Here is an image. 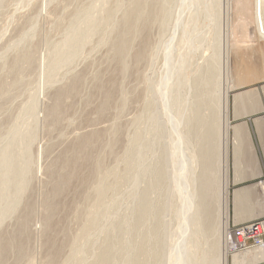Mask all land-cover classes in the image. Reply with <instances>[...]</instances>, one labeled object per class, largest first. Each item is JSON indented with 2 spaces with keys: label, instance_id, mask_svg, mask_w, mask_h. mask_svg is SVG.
I'll list each match as a JSON object with an SVG mask.
<instances>
[{
  "label": "rangeland",
  "instance_id": "374dc122",
  "mask_svg": "<svg viewBox=\"0 0 264 264\" xmlns=\"http://www.w3.org/2000/svg\"><path fill=\"white\" fill-rule=\"evenodd\" d=\"M130 1L131 0H0V154L4 151L9 152L14 165V170L7 173L4 172L3 169L0 170L1 176L6 174L3 178H0V240L13 233L23 216L26 205L30 204L31 206L30 220L27 226L28 233H26V237L29 235L27 239L28 242L26 241L24 246L25 251L27 250L25 255L18 256L15 253L16 250L11 248L13 250L10 249L11 251H9L1 264H45L48 253L50 252L47 247L50 246L49 244L47 245V240L53 241L57 246H63L61 248L62 251H60L61 253H59L60 256L58 255L59 259L57 258L58 264H67L70 262V259L72 262L69 264H98V262H96L98 261L96 255L101 252L100 248L105 249V247L106 250L110 252L109 254L111 258H113L112 261L114 260L112 264H128V254L132 255L131 253H134L136 249L134 243L139 244L137 238H140V236L142 238L143 235L146 234L147 237L145 236L146 238L144 237V239L140 241V245L143 243L142 247L147 246V249L143 247V249H145L144 252L139 251V260L140 258L141 260H145V264H149V262L153 263L151 260L153 259V254L157 251H155V249H157L156 247L158 244L160 254L157 264H164V260L170 251L168 250L169 242L172 240L175 230V216H173L174 199H172L173 197L169 191L171 186L167 172L171 170L172 167L168 166L166 168L165 164V160L167 159L165 157V151L168 145V131H171L170 123L166 118H174V115L162 102V93L165 89L163 90L161 88V92L157 90L156 94L158 96L161 111L163 114H167L166 118L151 104V110L149 111L148 102L152 101L154 97V85L165 77L162 68V66L164 67V60L161 51H159L160 48L158 47L162 45V41L165 39L163 35L165 34L167 37L170 32L171 23L169 20L165 22V31L158 40L156 47L158 50L155 49L156 53L153 54L150 62L140 67V71L137 69V71H139V73H137V71L134 70L135 68L133 67L134 64L132 61L126 59L129 69L127 70L128 72L126 71L125 74L123 73V76L117 71V64L113 58L112 42L114 40L113 37L116 36V32L119 29L117 26L120 24L122 14L128 8L127 6L130 4ZM232 1L220 0L221 16L219 19V27L217 26L218 28L214 21L210 22V19L200 18L198 21L199 25H201L200 23H205V26H203L204 24L202 25L203 28H205H202V33L204 35L207 32V35L205 34L207 39L213 37L216 30L220 34L219 46L221 57L219 70L222 77V90L226 87V74H231V80L243 81V78L240 77L239 74L241 73L243 75L244 73L236 72L239 70L235 69L238 66V62L234 65L231 64L229 70L226 69V57L229 48L228 38L231 34V30L232 33L235 31L238 32L236 36H239L241 33L239 31L242 27L244 30H247L251 28V24L249 23H252L253 27L248 29L250 31L247 30L248 32H246L249 33V39L251 38L254 40V42L252 40V44L256 47L253 46L252 48H254V50L257 49L253 51L252 55L250 54L248 56L249 58L253 56L250 58L251 72L253 74L251 72H246L247 74H252L250 75L252 81L247 83L242 82V85L239 84L237 88L231 90L229 93V112L227 118V122L230 126L228 130L230 141L228 158V170L230 169V173H228L230 180L229 228L232 225L241 223L235 222L233 218V192L243 187L253 186L260 181L263 182V175L261 177L260 174V176L255 178L245 176L241 181L234 183V152L232 150V127L234 125L245 124L244 126L247 127L251 138L250 142L254 147L260 164V173L264 171V155L254 122L255 120L264 121V78L262 77L264 76V36H261L258 32V25L256 23L257 21L259 22L261 17L264 18V11L262 13V10H260L259 7L257 8V4L254 7L252 3H248L247 9L249 11L246 12L245 10L243 14V10L235 9V4L232 3ZM230 2L232 4H229ZM181 3L182 0H173L172 7L175 5L174 10H172L173 20L175 15L179 12ZM230 5H232L231 9L229 8ZM245 22L247 25H242L241 27L240 24H246ZM237 25L239 26L237 27ZM256 35H258V37ZM67 40L70 42L68 46L64 45V42ZM239 43L241 44V42ZM201 48L202 50H200ZM201 48H198L197 51L194 50V52L187 57V59H189V57L190 59L188 60L189 65L185 70L186 78L189 77L191 79V76L194 78L196 75L195 73H197L194 71L204 66V63L211 57L208 59L206 58L213 56V52L217 53L215 43H212V47L211 45L207 47L204 44ZM29 53L32 58V65H27L28 63H25L27 61L25 57H23V55ZM235 65L237 66L235 67ZM15 68H17V70ZM198 73L197 75L199 76L200 73ZM77 74L84 78L80 93L71 100L69 98L64 100L65 103L67 102L66 104L64 103L66 108H68L67 106H69V108L66 109L67 111H64L58 124H51L52 126H49L50 122L47 120L46 113L53 101L52 99L56 89L58 90L64 87L73 76H77ZM235 77H239L240 79H236ZM112 78L116 79L122 88L119 90L120 92H115L114 98L110 102V108L104 113L105 115L103 114L101 117L96 114V107L102 102L103 95L97 90L96 84H98L97 82L107 84ZM179 86L176 88L178 92ZM182 89L184 94H189L190 84L187 86L183 85ZM219 94L222 96L220 92ZM235 94L245 95H243V97L246 100L241 102L244 105L234 103ZM121 99L125 102L123 103V105H125L119 108V101H121ZM176 105L178 106L179 104L176 102ZM235 107H237V115H235L234 112L236 109ZM93 129L99 130L102 133V138L99 141L102 144V148H97L98 151L101 150L102 167L104 166V168H102V170L104 169V175L103 172H101L100 178L104 179L110 186V190L105 194L106 196H104L103 200L105 206L103 211L104 217L102 216V218L101 214L99 215L101 230L100 228H89L88 231L90 230V232H82L84 230L80 227L84 225L87 217L85 215L90 211L92 204L90 205L89 202L87 203V206L90 205V209L87 210L89 207L85 204L86 200L77 195L78 191L69 190L65 196L55 199V201L62 202L64 209L62 207V210L60 209V211L53 216L55 218L52 221L53 225L55 222L58 224L56 231H53V235L50 237L46 234V227L48 228L47 224L49 225V223L44 220L46 214L44 212H46V210L43 203L48 193H50V189L54 186L53 184L57 182V168L60 169V167L63 166L62 162L66 156H71L73 152L71 150H74V143L76 146L78 142L76 140H79V136H83V133H89V131H93ZM136 134L140 135L144 140L145 146L149 147L144 150V145L140 147L142 152H140V154H137V152L134 154V159L137 164L134 162L135 164L133 165L135 166L133 167V165H130V168L125 162V150L126 147L132 144ZM114 141H116V143ZM71 146H73V149ZM110 147L112 150L109 152ZM243 148L244 152L242 151L241 154L245 158L247 156L248 146L243 145ZM174 149L175 147L173 146L172 153L170 154L172 159H174ZM59 157L62 159L60 160ZM243 157L241 160L243 159V163L247 164L245 162L248 160L247 157L245 159ZM64 163L65 162H63V164ZM169 165L171 164L169 163ZM160 168H162L165 174V181L160 185L161 190L159 187L155 186L156 177L154 176L156 170ZM93 186L94 183L91 186L92 189ZM92 189L90 188L91 191ZM90 190H87V192L90 193ZM143 193H146L153 205H157L161 208L159 220L162 225L160 228L159 241L154 244H152V241L146 243V239H148L149 234L151 235V230L156 224V219L152 217L144 225L145 229H148L149 234L144 229V226H142L140 227L142 228L141 231L145 233L140 235L142 233L138 231V229L140 230V228H138L140 226L139 221L136 218H134L135 220L130 218L131 214L132 216L134 215L133 212L136 211L133 210L135 209L134 206H136ZM76 198L77 200H75ZM78 198L80 200H78ZM70 201H73L72 206L74 204H80V206L84 205L83 208L87 207L86 210L88 212H86L85 208H82L85 212L84 214L79 205V207H77L80 210L78 208L75 210L74 206L71 209L73 211H70ZM66 203H68V206ZM65 211L69 214L64 215L66 213ZM74 211H81L83 213H81L82 217H80V212L78 215L80 219L82 218V221L84 219V223L80 219H77L78 217L76 218L75 216L74 218V214L72 215ZM128 218L130 220L126 221ZM79 220L83 225H81ZM129 221L133 223H128ZM136 222L139 223L137 227ZM126 224L127 227H125ZM128 224L136 228L132 229ZM119 225H122L120 227L124 228L119 230ZM117 226L119 229H115ZM129 228L131 231H126ZM132 230L138 232L140 236H137L136 232L134 233ZM108 231H111L110 233L112 235ZM116 231H118V233H115ZM130 232L132 233L130 234ZM108 233L110 235H108ZM207 234H209L206 235L207 238L201 236L199 233H197V236L192 237L191 243L194 248L193 259L190 264H207L206 258L208 249L216 233ZM74 235H77V238ZM73 236L76 238L74 242H77V245L75 242V248L71 247V245H74V242L71 241V244L69 243L70 240L74 239ZM82 236L86 238L84 237L80 240ZM184 236L185 231L182 233L183 239ZM65 237H68V239L71 238L69 239V244L67 243L68 240H64ZM77 239L79 240L77 241ZM61 242H63V244L59 245ZM144 242L147 245H145ZM64 243H67L68 246ZM78 244L81 247V250H77L80 256L77 255L72 257L73 254L76 255V253L73 252H75L76 248L79 246ZM222 248H225V244L224 246L222 245ZM146 251H149L148 254L150 256ZM68 252L69 254L67 257L65 254ZM71 253L72 255H70ZM140 253H143L145 258L140 256ZM146 254L148 258H146ZM232 255L227 254L228 264H232ZM66 258L67 263H64ZM167 264H170V261ZM257 264H264V260Z\"/></svg>",
  "mask_w": 264,
  "mask_h": 264
},
{
  "label": "bare ground",
  "instance_id": "6f19581e",
  "mask_svg": "<svg viewBox=\"0 0 264 264\" xmlns=\"http://www.w3.org/2000/svg\"><path fill=\"white\" fill-rule=\"evenodd\" d=\"M234 1H232V3L235 4V9L243 10L244 11L243 14L245 13V10L246 12L249 11L247 9L248 3H252L254 7L257 4V8L259 7V9L262 10L261 11L262 13L264 11V0H234ZM172 3L173 0H131L130 4H128L127 6L128 8L122 14V17L120 19L121 21L119 20L120 24L117 23L119 24V26H117L119 29L116 32V36L113 37L114 39L113 42L111 41L112 49H113V58L117 64L118 73L122 74L123 76L126 73V71L129 69V65L127 64L128 61H126V59L128 60L130 59V61H132V63L134 64V66L133 65L132 66L135 68L134 69L135 71H137V69H139L140 71V67H142L143 65H147L148 62H150L153 54L156 53L155 49L158 50V48H160L159 51H161L164 60V67L162 66V68H163V75H165V77L160 79V82L158 81L159 83L155 84L156 87L154 85L155 87V88L153 87L154 97L152 101L148 102L149 111L151 110V105H153L155 109L158 110L166 118L167 114L165 113L163 114V112L161 111L158 96L156 94L157 90L161 92L162 91L161 88L163 90L165 89L162 93V102L169 108L170 112H172V114L174 115V118H170V117L166 118L170 123L171 131L170 130L168 131L169 137H168L167 150L165 151L166 154L165 157L167 158L165 160V164H166V168L168 166L172 167L171 170H169L170 168L169 167L168 168L169 171L167 172L170 178V186H171L169 191L171 192V195L173 197L172 199H174L173 216H175L174 218L175 230H174L173 238L169 242L168 250L170 251L168 252L164 260V264L169 263V261L170 264H190L191 260L193 259V248H194L191 241H192V237L197 236V233H199L201 236L206 238H207L206 235H209L207 233H212V234L216 233L213 238L214 240L211 242L210 248L208 249L206 263L228 264L227 254H229V247L226 246L225 239H226V233L229 228L228 222L230 217V212H229L230 180L228 176V173H230L229 171L230 169L228 170L229 145H230L228 130L230 126L227 122L228 112H229V93L231 90L237 88L239 84L242 85L241 84L242 82L247 83L252 81V78H250V75L253 74L251 72L250 58L253 56H250V58L248 56L250 54L252 55L253 51H256L257 49L255 48L256 50H254V48H252L253 46L254 47L256 46L252 44L254 40L251 38H250L251 40L249 39V33L247 32L250 31L248 29H251L253 26L252 23H249L251 24V28H248L247 31L244 30V28L242 27V25H247V23L245 22L246 24H240L242 29L239 31L241 32L239 36H236L238 32L235 31L234 33H232L231 30V34L229 35L228 38V43H229L228 54L226 53L227 54L226 69L229 70L231 64L234 65L238 62L237 63L238 66L235 65V67L237 66L235 69L239 70L236 72L244 73L243 75L241 73L240 74L238 73L240 77L243 78V81L241 80L242 82H240L239 80L237 81H234L233 79L231 80V74H226L225 77L226 87H224L222 90V79H221L222 77L219 70L220 57H221L220 46H219L220 34L216 30L214 36L211 37L210 39L209 38L207 39L206 37L207 32L206 33L204 32L206 35L205 34L203 35L202 33V28L203 26H205V23H203L204 25L202 23H200L201 25L198 24L199 19L203 18L207 20L210 19V22L214 21L216 27L217 26L219 27V19L221 16L220 0H182V3L180 4L179 12L177 13V15H175L174 20L172 18V10H174L175 5L172 7ZM232 3L230 2L229 4ZM231 7L232 5H230L229 8L231 9ZM167 20H169L171 23V24L169 23L171 25L170 32L168 33L167 37L165 34L163 35L165 36V39L163 38L164 40L162 41V45L156 48L158 44V40L162 36V33H164L165 31L164 24ZM256 23L258 25L257 28L258 32L261 34V36L262 35L264 36V18L261 17L259 22L257 21ZM238 26L239 25H237V27ZM154 30H155V34H154ZM256 36L258 37V35ZM210 40L212 41V43L216 44L217 53L213 52V56L207 57L206 59L210 57L211 58L208 59L206 63H204V66H202L203 68L199 67L194 71L197 73L199 72L200 75L198 76L197 73H195L196 75L194 74L195 75L194 78L192 76L191 79L188 77L190 79L189 80L185 76V70L189 65L188 60L190 59V57L189 59H187V57L189 56V54H192L194 50L197 51L198 48L204 46V44L207 47H210V45L212 47V43ZM239 42H241V44ZM69 43H70L69 40H67L64 42V45L68 46ZM200 50H202V48ZM23 57H25V60L27 61L25 63H28L27 65L31 64L32 58L30 56V53L23 55ZM15 69L17 70V68ZM139 71H137V73H139ZM246 72H251L252 74L250 73L247 74ZM78 75L79 74H77V76H73V78L71 77L72 79L65 86L63 85L64 87H61L58 90L56 89V92L54 93L52 99L53 101L48 107L46 113L47 120L48 122H50L49 126L51 124L52 125L56 123L58 124V121L60 117L63 116L62 114H64V111L69 108V106H67L68 108H66L65 104L67 102L65 103L64 100L68 98L71 100L73 99V97H75L80 93V90L82 89L83 86L84 78ZM262 77L264 78V76ZM114 78H112V80H110L109 83H107L106 81L107 84L105 83L102 84L101 82H97L98 84H96L97 90L100 91L103 95L102 102L96 107L97 108L96 114H98L99 116L103 115L110 108V102L111 100H113L114 98L113 96L115 92L116 93L117 91L120 92L119 90H121L122 88L120 87L119 82H117L116 79ZM236 79H240V78L238 77ZM189 84H190V92L189 94L186 95L184 94L182 88L183 85L187 86ZM177 86H179V92L176 90ZM219 92L222 94V96L219 94ZM243 95L244 94H237V95L235 94L234 103L242 104L241 102L246 100L244 99ZM119 102H120L119 108H121L122 106L124 107L125 104L123 105V103L125 102H123L122 99ZM176 102L179 104L178 106L176 105ZM235 108L236 109L234 112L235 115H237L238 113L237 107ZM254 122L256 124L255 126L256 132L264 155V121L261 122V120L260 121L255 120ZM244 125H234L232 127L233 129L232 150L234 152L233 181L234 183H237L242 179H244L245 176L255 178L260 176L261 174V177L263 175L262 180L264 182V171L260 173L261 170L260 164L257 159V155L254 150V147L250 142L251 138L248 129ZM79 137H78L79 140H76L78 141L76 143V146L74 143V147H75L74 150H71L73 151L71 153V156L65 157L63 161L65 162L64 164L62 161H60L62 162L63 166L60 165L61 166V167L59 166L60 169L57 168V173H56L57 179L55 178L57 182L56 184L52 183L54 186L53 187L51 186L52 189H50L51 191L50 193H48L47 197L45 198L46 200L43 203L46 210V212H44L46 213L44 220L45 222L49 223V225L47 224L48 228L46 227V234L50 237L51 235H53L52 232L56 231V227L58 224L54 221L56 224L54 223L53 225L52 221L53 219H55L53 216L57 214L60 211V209L63 207L62 202L55 201V199H59L60 197L65 196L69 190H75V191L77 190L78 191L77 195L79 197L81 196L84 200H86L85 203L86 206L88 205L87 204L88 202L90 205L92 204L91 209L89 207L90 205L87 206L89 208L86 207L87 210L90 209L89 212L84 207L86 212H88L85 215L87 216L85 223L83 222L84 219L82 221L81 220L82 218L81 219L79 218L78 213L80 212L81 214L82 213L81 211L72 212V215L74 214V218L76 216V218L78 217L77 219H80L84 223L83 225L82 222H80L79 220L81 225H83L82 226L83 228L80 227L82 230H84L82 232H86V233L90 232V230L88 231L89 228L99 229L100 228L99 215L101 214V217L102 216L104 217L103 211L105 209V206L103 200H104V196H106L105 194H107V192L110 190V186L106 181H104V179L100 178L101 172H103L104 175V171H103L104 169L102 170L104 166L102 167L103 162L100 156L101 150L98 151L97 148L99 147L102 148V144L99 142L100 139L102 138V133L99 130L93 129V131L91 130L89 131V133H83V136H79ZM114 142L116 143V141ZM143 145H144L143 150L149 147V146H145L144 140L140 137V135L136 134L132 141V144L126 147L125 162L129 165L130 168L133 164L136 163L134 159V154L136 152L137 154H140V152H142L140 150V147H142ZM243 145L248 146L246 153L247 154L246 157L248 160L246 159L247 161H245L248 165L243 163L244 161L243 159L241 160V158L243 157L241 152L242 151L244 152ZM173 146L175 147L173 151L174 159H172L170 156V154L172 153L171 151L173 149ZM71 148L73 149V146H71ZM111 150L112 149L110 147L109 152ZM61 159L62 158H60V160ZM169 163L171 165H169ZM134 166L135 165H133V167ZM1 169H3L4 172L6 173L14 170L12 157L7 151H4L2 152V154H0V170ZM5 175L6 174L2 176L0 175V178H3ZM154 176L156 177V181H155L156 185L155 184L154 185L160 188V185L163 184L165 181V174L162 168L157 169ZM51 177L53 179V176ZM263 182L260 181L253 186L243 187L233 192L232 206H233V214H234L233 218L235 219V222H241L239 224H242L249 221L260 220L264 217V183ZM93 183L94 186L92 189L91 186L93 185ZM90 188L92 189V191L90 190ZM87 190L88 191L90 190V193H88ZM75 200H77V198ZM78 200L80 199L78 198ZM72 202L70 206L71 208H69L70 211H73L71 209L74 206H75V210L80 206V204H78L79 206L77 204H74L72 206ZM66 205L68 206V203H66ZM83 206H80L81 210ZM134 207L135 209L133 210L136 211L133 212L134 213L133 216L131 214L130 218L133 219L136 218L139 221L140 226L139 223L136 222V227L139 226L138 228H140L144 226L148 222V220L152 217L156 219V224L151 230L152 231L151 235L149 234L148 229L146 230L144 226V229L149 234L148 239H146L147 242L145 240L144 241L146 243L152 241V244L157 243L159 241L160 228L162 225L159 220L161 208L157 205H153L149 197L146 195V193H143L141 195L136 206ZM30 214H31V206L29 204L26 205L23 216L20 219L13 233L8 237L0 240V264L2 263L3 259L7 256L9 251L13 249L16 250L15 253L18 256L25 255V252L27 250L25 251L24 246L29 236L28 235L26 237V233H28L27 226L29 223L28 221L30 220L29 219ZM66 214L69 213L66 212L64 215ZM82 214L80 217H82ZM127 220L130 219L128 218L126 219V221ZM128 223H133V222L129 221ZM120 226L122 225H119L120 229L118 228V226L114 228L115 229L118 228L119 230H122V228L124 227L121 228ZM129 226H131L132 229L136 228L133 225H129ZM125 227H127V224ZM130 228L126 231L129 230L131 231ZM141 229L142 228H140V230L138 229V231H141ZM184 231H185V236L183 239L182 233ZM135 232L136 231H134V233ZM67 233L66 235L68 236ZM109 233L108 235L111 234ZM115 233H118V231H116ZM131 233L132 232H130V234ZM144 233L140 235H143ZM138 234L139 233L136 232V235L140 236ZM145 236L147 237V234L143 235L142 238L141 236L140 238H137L139 244L134 243V247L136 249L134 253H131L132 255L128 254L129 257V260H127L128 264H145L144 263L145 260H141L140 258L141 260L140 261L138 258L139 251L144 252L145 249H143V247H146L147 249V246L142 247L143 243L140 245V241H142ZM75 237L73 240H70V242L69 239L71 238L68 239V237H65L64 240L65 241L68 240L67 243L69 242L71 244V241L74 242V240H76L77 237L76 238ZM84 237L82 236L80 240L83 239ZM78 240L79 239H77V241ZM63 242H61L59 245L63 244ZM75 242L73 243L74 244L73 246L71 245L72 248H75L74 246L77 245V242L76 245ZM46 243L47 245L48 244L50 245V246L46 245L49 248L50 252L48 253L45 264H55L57 263L58 255L59 253H61L60 251H62L61 248L63 246L62 245L57 246L53 243V241H48V240L46 241ZM224 244H225V248H222V245L224 246ZM77 248L75 252L72 251L73 253H76V255L73 254L74 255L73 256L72 253L70 254L72 255V257L79 255L78 251L79 249L81 250L80 245ZM156 248L157 249L155 248L154 249L155 251L156 250L157 251L155 254H153V259L151 260L153 261V263L149 262V264H157V260L160 254L158 250L159 248L158 244ZM100 249L101 252H99L98 255H96L97 257L95 256L96 258H98V261L96 262H98V264H112L114 260L112 261L113 258H111V255L109 254L110 252L106 250V247L105 249L104 248H100ZM68 254L69 252L65 254V256L68 257ZM233 254L234 255L231 254L232 264H257L264 260V249L261 247H252L245 251L236 252ZM140 256H143V258H145L143 253ZM146 258H148V256ZM70 262H72L71 259ZM70 262L67 263V258H66V261L64 263L69 264Z\"/></svg>",
  "mask_w": 264,
  "mask_h": 264
},
{
  "label": "built area",
  "instance_id": "2783aa9c",
  "mask_svg": "<svg viewBox=\"0 0 264 264\" xmlns=\"http://www.w3.org/2000/svg\"><path fill=\"white\" fill-rule=\"evenodd\" d=\"M229 254L242 252L252 247L264 249V217L260 220L232 225L225 239Z\"/></svg>",
  "mask_w": 264,
  "mask_h": 264
}]
</instances>
